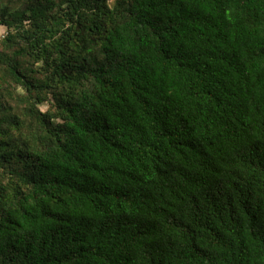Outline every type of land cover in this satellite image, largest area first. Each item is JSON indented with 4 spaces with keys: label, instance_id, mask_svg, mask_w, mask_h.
Returning a JSON list of instances; mask_svg holds the SVG:
<instances>
[{
    "label": "trees",
    "instance_id": "trees-1",
    "mask_svg": "<svg viewBox=\"0 0 264 264\" xmlns=\"http://www.w3.org/2000/svg\"><path fill=\"white\" fill-rule=\"evenodd\" d=\"M0 264H264V0H0Z\"/></svg>",
    "mask_w": 264,
    "mask_h": 264
},
{
    "label": "rangeland",
    "instance_id": "rangeland-1",
    "mask_svg": "<svg viewBox=\"0 0 264 264\" xmlns=\"http://www.w3.org/2000/svg\"><path fill=\"white\" fill-rule=\"evenodd\" d=\"M5 34V29L0 27V37H2Z\"/></svg>",
    "mask_w": 264,
    "mask_h": 264
}]
</instances>
